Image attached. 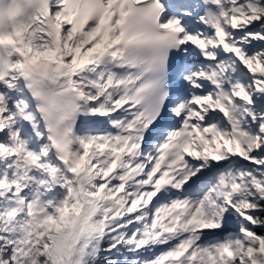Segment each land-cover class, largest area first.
<instances>
[{
    "label": "snow or ice",
    "instance_id": "snow-or-ice-1",
    "mask_svg": "<svg viewBox=\"0 0 264 264\" xmlns=\"http://www.w3.org/2000/svg\"><path fill=\"white\" fill-rule=\"evenodd\" d=\"M0 264H264V0H0Z\"/></svg>",
    "mask_w": 264,
    "mask_h": 264
}]
</instances>
